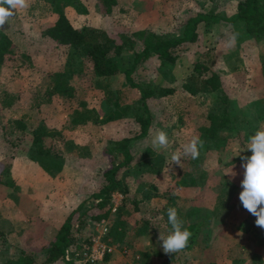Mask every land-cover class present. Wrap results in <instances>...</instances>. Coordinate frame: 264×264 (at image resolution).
I'll return each mask as SVG.
<instances>
[{
  "label": "rangeland",
  "instance_id": "obj_1",
  "mask_svg": "<svg viewBox=\"0 0 264 264\" xmlns=\"http://www.w3.org/2000/svg\"><path fill=\"white\" fill-rule=\"evenodd\" d=\"M236 2L155 0V7L148 11L141 0H117L111 11L104 12L99 0H76L75 5L65 4L63 10L73 25L101 27L116 34L124 31L136 39L135 48L140 49L142 42L132 34L134 30L145 28L158 35L179 36L189 13L210 7L229 13ZM29 4L5 25L19 49L16 61L0 64V92L9 89L21 93L14 105L0 106V264L18 255L23 231L35 226L38 217L47 220L42 238L46 241L79 205L77 214L89 205L87 214L98 209L91 203L93 193L103 183L104 170L122 160L117 143L124 137H130L132 157L120 167L119 175L128 185V196L114 191L110 201L111 207L115 206L111 210L125 220V237L121 241L110 239L104 230L106 219H89L77 231L66 257L47 264H158L165 255L158 236L172 231L165 217L170 207L177 210L182 228L191 221L204 222L193 248L180 255L183 264L209 260L264 264V243L259 242L264 229L255 225L256 218L239 200L244 173L240 157L251 155L246 149L249 138L264 129V39L248 34L239 21H200L197 38L182 43L175 61L150 55L135 69L133 78L173 87L174 91L149 98L152 121L147 134L137 137L139 124L133 111L139 92L123 73L134 55L129 46L114 54L119 72L103 78L111 87L124 89V101L131 104L127 114L105 119L111 107L94 84L87 61L83 72L70 80L79 90V100L97 110L99 121L71 127L69 119L76 102L57 95L47 103L30 106V94L47 84L51 72L65 67L69 48L40 34L42 23L52 21L57 13L43 0H29ZM233 35L236 39L229 47ZM198 62L219 74L221 89L192 92L184 87ZM226 105L240 134L226 132L217 146L200 136L199 126L206 122L208 111ZM16 119L25 123L23 128ZM39 124L58 130L53 137L56 152L40 158L34 156L32 148V129ZM160 130L168 135L167 150L151 146L152 137ZM193 136L203 141L199 157H183L181 167H169L172 152L182 151L181 145ZM239 149L244 150L234 156ZM180 171H187L195 182L172 187L164 196L159 194ZM93 252L100 256L92 260Z\"/></svg>",
  "mask_w": 264,
  "mask_h": 264
},
{
  "label": "trees",
  "instance_id": "obj_2",
  "mask_svg": "<svg viewBox=\"0 0 264 264\" xmlns=\"http://www.w3.org/2000/svg\"><path fill=\"white\" fill-rule=\"evenodd\" d=\"M116 1L99 0V3L104 12H109ZM141 1L145 10L150 11L155 7V0ZM43 2L47 4L49 10L55 11L57 16L52 21L42 23L40 34L67 45L69 56L64 68L51 72L47 84L43 88L35 89L27 97L31 101V107L47 103L55 95L70 103L76 102L75 112L69 119L71 127L89 121L97 122L100 119L97 110L93 106H89L79 100V90L70 80L75 73L83 72L86 61L89 62L94 74V77H92L94 78V84L101 88L105 102L111 107L110 113L105 119L118 118L128 113L131 104L124 101L125 91L122 87L113 88L107 82L104 83L103 78L110 77L120 70L118 64L114 61V54L120 53L125 46L134 48L131 64L123 69V73L129 85L136 87L139 92L133 117L139 124L136 136L142 137L147 134L152 121L148 103L149 98L174 91L173 87L155 85L148 81H140L133 78L135 69L145 59L155 54L161 61H175L178 57V49L182 43L193 41L197 38V27L200 21L206 23L239 21L248 34L258 39H264V0H237L229 13L218 11L214 7H210L206 11L197 10L194 13H189L183 19V29L179 36L158 35L151 30L146 31L145 28L134 30L132 34L134 36L137 35L142 42L140 49L135 48L136 39L124 31L116 34L101 27L86 24L81 26L73 25L64 12L63 6L65 4L75 5L76 0H43ZM17 47L6 26L0 28V64L12 65L19 53ZM194 68L196 72L187 77L183 83L185 88L192 92L221 89L222 81L215 70L210 69L205 63L201 62L194 64ZM20 96L21 93L17 90L3 89L0 92V106L10 107L19 100ZM205 117L206 122L199 126L200 136L213 140L217 146L224 140L226 132L233 130V133L240 134L239 128L233 123L234 119L228 111L227 105L219 110L208 111ZM16 120L18 127L23 128L25 123L22 120ZM57 131L55 127H49L45 124H39L32 129V148L35 157L40 158L56 152L53 147V137ZM129 140L130 137H124L118 141L117 149L122 155V160L109 165L104 170L103 183L93 193L91 203L98 206L96 211L87 214L86 210L91 208L89 205L85 211L77 214L76 212L82 207L79 205L78 209L76 207V209H73L65 216L54 234L46 241L42 238L47 220L44 217H38L35 226L25 228L23 231L22 247L18 255L3 264H47L66 257L69 248L77 239V231L84 227V224L89 219L94 222L106 219V237L121 241L126 234L125 220L118 211L111 210L110 198L114 191L122 192L124 197L128 196V185L119 175V169L121 166L127 165L131 160V150L128 146ZM0 166H2V163H0ZM193 182H195V179L187 171H180L170 179V184L167 185L168 188L162 189L158 193L164 196L167 194V190L172 189V187ZM165 217L167 218V214ZM75 224L77 226H74ZM203 224V221L186 223L183 228L188 229L192 234L187 247L176 253H165L158 264H183L182 261H179V257L185 251L193 248L204 226ZM169 226L171 227L170 224ZM259 242L264 243V237ZM86 264L93 263L87 262ZM203 264L218 263L209 260Z\"/></svg>",
  "mask_w": 264,
  "mask_h": 264
},
{
  "label": "clouds",
  "instance_id": "obj_3",
  "mask_svg": "<svg viewBox=\"0 0 264 264\" xmlns=\"http://www.w3.org/2000/svg\"><path fill=\"white\" fill-rule=\"evenodd\" d=\"M29 6V0H0V28L8 24L18 10L27 9ZM235 39V35L230 37L229 47L233 46ZM151 146L156 150H167V133L163 130L157 131L151 139ZM202 147L203 141L198 136H193L189 142L181 145L182 151L172 152L169 167L173 164L181 167L183 157L197 159ZM244 149L237 150L234 156H239ZM246 149L250 150L251 155L240 157L244 161V173L240 181L242 190L239 192V200L243 208L256 218L255 225L264 229V129L257 130L250 136ZM231 174L235 175L232 171ZM167 218L172 231L166 236L160 232L158 239L163 252L172 254L185 249L192 234L188 229L182 228V221L175 208L170 207L167 210Z\"/></svg>",
  "mask_w": 264,
  "mask_h": 264
},
{
  "label": "built area",
  "instance_id": "obj_4",
  "mask_svg": "<svg viewBox=\"0 0 264 264\" xmlns=\"http://www.w3.org/2000/svg\"><path fill=\"white\" fill-rule=\"evenodd\" d=\"M112 208L115 209V206L112 207ZM104 230H105V232H106V225H104ZM99 256H100V255H99ZM99 256H97V255L93 252L92 255H91V258H92V260H93V259L98 258Z\"/></svg>",
  "mask_w": 264,
  "mask_h": 264
}]
</instances>
